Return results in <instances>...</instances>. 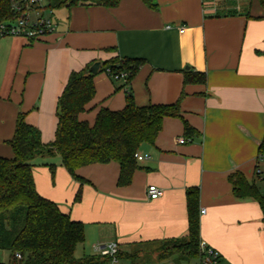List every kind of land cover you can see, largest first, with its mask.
<instances>
[{
	"label": "crops",
	"instance_id": "obj_1",
	"mask_svg": "<svg viewBox=\"0 0 264 264\" xmlns=\"http://www.w3.org/2000/svg\"><path fill=\"white\" fill-rule=\"evenodd\" d=\"M155 2V9L141 0L65 6L55 32L1 40L0 156H13L7 141L18 113L40 130L44 143L54 138L57 98L71 71L116 56L141 58L130 79L99 69L93 98L78 118L92 124L101 107L121 110L128 87L138 106L170 104L182 93L181 118L163 117L154 143L138 150L150 158L136 161L130 183L119 185L115 161L77 168L80 181L57 152L40 154L31 160L37 192L83 224L80 244L116 242L118 251L128 252L140 243L185 237L186 191L197 187L200 240L218 252L220 264H264L260 207L252 197L235 196L228 180L241 172L254 183L264 158H258L264 135L263 10L256 0ZM190 70L203 72L205 82L184 83ZM182 120L193 134L185 133ZM179 137L186 141L178 143ZM149 184L162 195L150 199Z\"/></svg>",
	"mask_w": 264,
	"mask_h": 264
},
{
	"label": "trees",
	"instance_id": "obj_2",
	"mask_svg": "<svg viewBox=\"0 0 264 264\" xmlns=\"http://www.w3.org/2000/svg\"><path fill=\"white\" fill-rule=\"evenodd\" d=\"M12 0H0V24L14 20ZM147 7L155 9V0H141ZM263 10L264 0H256ZM88 2L94 5L112 7L119 0H48L46 7L54 9L70 7ZM141 58L116 56L102 62L101 70L117 77L122 73L130 79L142 64ZM90 64L81 70L71 71L65 86L57 98V124L54 138L44 143L40 130L25 121V114L18 113L12 137L7 141L13 156H0V250H8L9 257L0 264H96L99 258L108 263V257H75L76 246L84 240V227L63 212L52 200L39 194L35 188L31 160L40 154L57 152L66 171L76 180V169L93 163L115 161L120 170L117 183L127 185L137 168L135 153L142 144H153L161 129L163 117L181 118L179 99L170 104H135L132 92L126 90L125 105L121 110L101 107L92 124L80 120L78 115L94 95ZM183 82H205V74L198 71H184ZM183 128L187 135L194 129L185 121ZM264 157V135L258 146V158ZM54 175V165H49ZM232 193L237 197L254 198L262 213L264 226V191L249 183L241 172L228 176ZM81 181V180H80ZM197 187L186 191L187 235L147 243L156 244L159 260L175 255L189 260L198 256L200 243L199 218L197 215ZM80 190L74 201H79ZM146 243V242H145ZM137 250L117 252L116 259H133Z\"/></svg>",
	"mask_w": 264,
	"mask_h": 264
},
{
	"label": "built area",
	"instance_id": "obj_3",
	"mask_svg": "<svg viewBox=\"0 0 264 264\" xmlns=\"http://www.w3.org/2000/svg\"><path fill=\"white\" fill-rule=\"evenodd\" d=\"M48 0H12L11 9L15 14L14 20L3 22L0 24L1 36H22L29 40L38 39L41 36L55 32L57 23L50 16L45 15V11L51 9L46 7ZM169 26H167L168 28ZM180 32L183 28L179 29ZM185 137H179L178 143H184ZM135 159L138 162L150 158L148 154L135 153ZM256 178L264 185V177L261 175V170L255 169ZM147 196L150 199H156L162 195V190L154 184H149L146 188ZM204 210H201L203 212ZM97 255L108 257L110 262L116 261L118 246L116 242L106 244L95 243L92 245ZM199 252L196 258V264H220L218 252L200 241L198 246Z\"/></svg>",
	"mask_w": 264,
	"mask_h": 264
},
{
	"label": "rangeland",
	"instance_id": "obj_4",
	"mask_svg": "<svg viewBox=\"0 0 264 264\" xmlns=\"http://www.w3.org/2000/svg\"><path fill=\"white\" fill-rule=\"evenodd\" d=\"M65 11V6L58 7L52 9L50 12L48 10L45 11L46 16L52 17L55 22H58L59 14H62ZM13 38V36H1V40H8ZM261 175L264 176V158L261 160ZM254 184L260 191H264L263 183L258 179L255 178ZM91 243H87L84 241L83 244H78L75 249V257L77 259H81L84 255H87L89 251L94 252L93 248L90 246ZM156 244L154 243H140L137 244L135 247L131 248V251L137 250V255L135 258L128 259L126 257H121L116 259L114 262L103 263V260L99 258L98 263L96 264H196L195 259H181L177 258L175 255L169 256L166 259L159 260L157 257V252L155 251ZM95 253V252H94ZM9 257L8 250H0V262H6Z\"/></svg>",
	"mask_w": 264,
	"mask_h": 264
},
{
	"label": "water",
	"instance_id": "obj_5",
	"mask_svg": "<svg viewBox=\"0 0 264 264\" xmlns=\"http://www.w3.org/2000/svg\"><path fill=\"white\" fill-rule=\"evenodd\" d=\"M102 65V62L100 61H94L90 66H89V71L92 73V74H95L98 72V70L100 69Z\"/></svg>",
	"mask_w": 264,
	"mask_h": 264
}]
</instances>
